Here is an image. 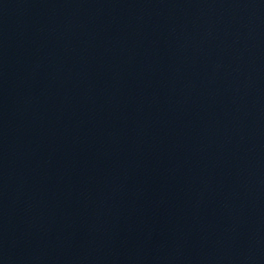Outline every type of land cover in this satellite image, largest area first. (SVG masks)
<instances>
[{"label": "water", "instance_id": "obj_1", "mask_svg": "<svg viewBox=\"0 0 264 264\" xmlns=\"http://www.w3.org/2000/svg\"><path fill=\"white\" fill-rule=\"evenodd\" d=\"M0 264H264V0H0Z\"/></svg>", "mask_w": 264, "mask_h": 264}]
</instances>
